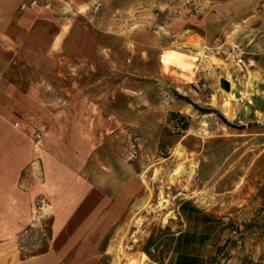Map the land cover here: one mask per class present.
<instances>
[{
  "label": "rangeland",
  "instance_id": "374dc122",
  "mask_svg": "<svg viewBox=\"0 0 264 264\" xmlns=\"http://www.w3.org/2000/svg\"><path fill=\"white\" fill-rule=\"evenodd\" d=\"M248 1L216 0L210 8L212 0H183L182 32L159 26V8L147 23L108 10L76 13L90 26L82 63L13 64L19 28L11 21L0 32V109L17 136L21 125L34 146L71 147L77 164L80 149L97 151L94 169L102 159L131 164L134 196L100 242L96 264H264V0ZM0 3L15 11L46 4ZM209 10L217 16L203 21ZM92 24L116 25L115 32ZM222 77L229 92L219 86ZM185 200L209 209L216 223L201 243L200 216L186 223L178 250ZM43 205L37 198L32 213L40 250L49 229Z\"/></svg>",
  "mask_w": 264,
  "mask_h": 264
},
{
  "label": "crops",
  "instance_id": "0c3cea01",
  "mask_svg": "<svg viewBox=\"0 0 264 264\" xmlns=\"http://www.w3.org/2000/svg\"><path fill=\"white\" fill-rule=\"evenodd\" d=\"M23 1L30 0H19V5ZM95 1L36 0L41 5L49 2L52 8L45 10L43 5V8L19 11L4 9L0 3V32L5 33L4 29L11 21L19 28L16 55L10 62L27 66L46 63L56 65L61 60L67 63H73L75 59L81 63L89 60L82 55V36L90 26L83 14H75L90 12L89 7ZM100 1L101 11H110L112 18L127 15L130 19L131 16L144 19L145 23L148 22L146 17L153 15L152 9L159 8L156 15L165 16L159 25L164 31L184 30V17L187 15L183 12V0ZM215 1L212 0L210 8L215 7ZM261 12L264 14V8ZM207 13L203 21L217 16L211 10ZM64 14L69 16L67 23L63 26L57 24V17ZM191 16L192 21L200 23V14L192 13ZM128 24L131 25L132 20ZM92 25L102 32H115L116 25L111 29H102V24ZM229 31L233 32L232 28ZM245 31H248L247 27ZM228 36L224 37L222 43L225 48L233 44ZM61 39L63 42H60ZM208 48L214 51L218 46ZM16 127L9 123L7 110L0 109V264H96L100 242L120 220L134 196L131 164L127 162L117 166L116 162L102 159L96 160L94 169L90 161L97 158V151L95 157L83 149L76 154L77 164L72 162L71 147L55 149L48 142L47 147L42 149L31 144V139L22 136L24 130L21 125L17 136ZM37 198H43L44 205L40 213L49 220L48 237L43 250L39 249V241L33 236L34 231H37L34 230L36 221L32 216ZM203 211L211 215L209 209L203 208ZM179 214L183 224L174 235L179 240L177 249L181 250V241L189 233L185 230L183 215ZM175 255L183 257L178 251ZM187 256L198 257L192 253Z\"/></svg>",
  "mask_w": 264,
  "mask_h": 264
},
{
  "label": "trees",
  "instance_id": "16d2710c",
  "mask_svg": "<svg viewBox=\"0 0 264 264\" xmlns=\"http://www.w3.org/2000/svg\"><path fill=\"white\" fill-rule=\"evenodd\" d=\"M179 212L183 215L185 218V221L187 225H190L191 222L197 223L196 218H198V215L201 218V232H200V242L207 239L208 233L211 232L215 228L216 220L209 214L205 213L202 209L197 207L195 204H193L191 201H183L180 205ZM191 242H194L195 236L191 237ZM179 240L177 239L176 242ZM187 241V240H186ZM184 254H188L186 251L183 252Z\"/></svg>",
  "mask_w": 264,
  "mask_h": 264
},
{
  "label": "built area",
  "instance_id": "2783aa9c",
  "mask_svg": "<svg viewBox=\"0 0 264 264\" xmlns=\"http://www.w3.org/2000/svg\"><path fill=\"white\" fill-rule=\"evenodd\" d=\"M37 5V2L36 0H31L28 4L26 3H21L20 7L22 9H24L25 7L27 6H35ZM45 8H48L49 7V4H45L44 5ZM101 7H102V2L100 0H96L95 2H93V4L89 7V10L92 14H97L100 10H101ZM242 55H243V52L242 51H239L238 52V63H243V59H242Z\"/></svg>",
  "mask_w": 264,
  "mask_h": 264
},
{
  "label": "water",
  "instance_id": "95a60500",
  "mask_svg": "<svg viewBox=\"0 0 264 264\" xmlns=\"http://www.w3.org/2000/svg\"><path fill=\"white\" fill-rule=\"evenodd\" d=\"M219 86H220L223 90H225V91H227V92H229L230 89H231V87H230V82H229L226 78H224V77L220 78V80H219Z\"/></svg>",
  "mask_w": 264,
  "mask_h": 264
},
{
  "label": "bare ground",
  "instance_id": "6f19581e",
  "mask_svg": "<svg viewBox=\"0 0 264 264\" xmlns=\"http://www.w3.org/2000/svg\"><path fill=\"white\" fill-rule=\"evenodd\" d=\"M196 45H198V43H196ZM227 110V109H226ZM226 112V111H225ZM193 169L191 168L190 169V172H189V176L193 173V171H192ZM194 197V196H193ZM200 199V198H199Z\"/></svg>",
  "mask_w": 264,
  "mask_h": 264
}]
</instances>
